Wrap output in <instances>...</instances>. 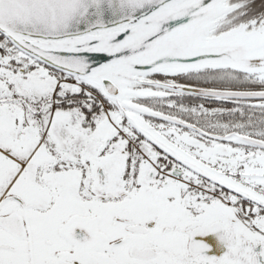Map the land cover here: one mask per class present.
Returning <instances> with one entry per match:
<instances>
[{
    "label": "snow or ice",
    "instance_id": "obj_1",
    "mask_svg": "<svg viewBox=\"0 0 264 264\" xmlns=\"http://www.w3.org/2000/svg\"><path fill=\"white\" fill-rule=\"evenodd\" d=\"M0 264H264V0H0Z\"/></svg>",
    "mask_w": 264,
    "mask_h": 264
}]
</instances>
